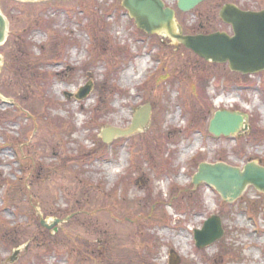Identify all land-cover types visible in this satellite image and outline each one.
Here are the masks:
<instances>
[{"label":"rangeland","instance_id":"374dc122","mask_svg":"<svg viewBox=\"0 0 264 264\" xmlns=\"http://www.w3.org/2000/svg\"><path fill=\"white\" fill-rule=\"evenodd\" d=\"M70 1L0 0L11 24L0 117L17 105L31 112L0 123V264H264L263 193L249 186L226 204L192 184L200 163L264 167V74L232 73L140 33L121 0ZM162 1L186 35L230 34L218 17L225 4L264 9V0H207L183 14ZM145 105L146 126L103 143L104 129H128ZM223 110L247 114L248 130L213 139L209 121ZM212 216L223 237L196 249L193 233Z\"/></svg>","mask_w":264,"mask_h":264},{"label":"water","instance_id":"95a60500","mask_svg":"<svg viewBox=\"0 0 264 264\" xmlns=\"http://www.w3.org/2000/svg\"><path fill=\"white\" fill-rule=\"evenodd\" d=\"M25 2H45L47 0H15ZM206 0H177V9L190 12ZM121 6L134 20L137 29L147 35H165L176 45L193 52L205 62L228 64L231 72L251 75L264 71V9L259 12L242 11L233 4L223 5L218 13L223 23L230 25L232 36L225 32L208 35H184L183 29L175 18V12L165 7L161 0H122ZM8 22L0 12V46L7 38ZM3 57L0 55V68ZM90 85L81 88L77 99L82 100L90 93ZM150 106L139 109L132 118L130 127L125 130L107 128L102 131L103 143H110L115 137L129 136L136 133L150 119ZM248 116L237 112L217 111L209 122V132L215 136L235 135L239 130L248 129ZM206 183L214 188L221 198L232 203L252 186L264 195V167L255 163L246 164L243 169L230 167L222 163L198 166L193 177V184ZM51 229L53 225H45ZM223 235L218 216L207 220L201 230L195 231L196 246L201 249ZM17 253V252H16ZM15 253V254H16ZM11 261V260H10ZM169 264H177V259L170 258Z\"/></svg>","mask_w":264,"mask_h":264},{"label":"trees","instance_id":"16d2710c","mask_svg":"<svg viewBox=\"0 0 264 264\" xmlns=\"http://www.w3.org/2000/svg\"><path fill=\"white\" fill-rule=\"evenodd\" d=\"M205 33H208V32H205ZM98 91H99V94H100V91H101V88L100 87H98ZM192 96L194 97V99H202L204 96H203V89L200 87V85L199 84H195V85H193V88H192ZM206 103V102H205ZM30 111V110H29ZM12 112H14V111H12ZM16 112V111H15ZM14 112V113H15ZM203 112H204V115L205 116H208L209 114H210V112H209V106L206 104V108L205 109H203ZM14 113H12L13 115H14ZM12 114H11V112H8L6 115H1V117H0V123L2 122V121H4V120H6L7 118H12ZM16 114H17V112H16ZM54 123H56V121H54ZM47 124V123H46ZM48 126H49V124H47ZM146 155H148V154H146ZM149 156V155H148ZM150 157V156H149ZM4 181V180H3ZM3 185H8V186H11V183L9 182V181H4V183H3ZM11 188H12V186H11Z\"/></svg>","mask_w":264,"mask_h":264},{"label":"bare ground","instance_id":"6f19581e","mask_svg":"<svg viewBox=\"0 0 264 264\" xmlns=\"http://www.w3.org/2000/svg\"><path fill=\"white\" fill-rule=\"evenodd\" d=\"M183 239V238H182Z\"/></svg>","mask_w":264,"mask_h":264}]
</instances>
